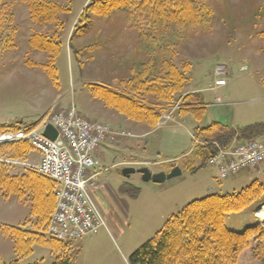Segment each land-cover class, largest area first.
<instances>
[{
	"label": "rangeland",
	"instance_id": "1",
	"mask_svg": "<svg viewBox=\"0 0 264 264\" xmlns=\"http://www.w3.org/2000/svg\"><path fill=\"white\" fill-rule=\"evenodd\" d=\"M48 1L70 10L58 15L55 24L59 28L34 24L24 0H8L9 11L0 15V126L15 127L0 134V138L26 132L22 139L0 142V148L24 142L32 148L21 157L0 158V162L11 166L15 175L29 171L27 166L37 164L41 154L33 148L27 135L50 114L68 112L75 106L84 118L110 124L114 130L119 126L127 133L125 138L107 143L110 147L125 139L140 143L130 144L129 148L144 150L130 159L134 164H141L128 167H147L152 173H170L175 167L182 170L181 176L155 184L144 182L139 174L124 177L123 168L110 167L112 162L108 159L100 164L99 188L104 189L108 197L101 196L97 200L94 191L90 190V193L107 227L99 234L68 241L61 256H68L70 264H129L131 255L158 234L166 221L188 203L208 195L239 192L254 180L264 183V162L226 180L219 179L210 159L205 168L191 173L203 164L196 146L205 144L194 136L197 127L205 128L220 122L241 128L264 122V0H204L206 9L210 10L206 19L209 27L205 25L194 34L189 28L179 32L174 24L167 26L153 20L146 26L141 16L142 22L136 24H141L139 27L145 33L140 35L133 26L135 23L127 21L128 17L120 14L122 12H112L109 18L91 15L85 33L74 41L80 59L70 49V38L92 0ZM60 28L63 46L55 60L58 82L54 84L46 69V66L50 69L52 58L46 52L33 49L30 40L35 33L48 32L51 36ZM164 59L172 61L179 70L185 63L192 64V71L178 100L166 110L157 106L154 99H149L148 103L160 113V120L155 128L142 124L144 130H140L139 122L110 107L100 94L104 90L122 93L131 76L136 72L143 73L150 64V74L160 75ZM218 70L224 74L218 76ZM221 79L226 82L224 85H219ZM53 92H58V99L51 104ZM190 93H201L204 97L207 110L200 123L192 116L180 115L182 98ZM48 103L50 106L45 112L40 111V107ZM139 137L141 141H138ZM251 141L264 142V139ZM242 142L250 140L235 137L227 146L216 142L206 146H212L220 153L228 152ZM102 148L103 144L97 153ZM138 189L140 193L134 198ZM262 206L264 201L228 215L227 227L241 233L259 224L264 230L262 217L257 215ZM33 225L29 196L19 200L0 192L1 264L55 263V253L40 245H34L30 256L18 258L13 241L2 231L8 226L32 230ZM238 264L264 262L250 252H244Z\"/></svg>",
	"mask_w": 264,
	"mask_h": 264
},
{
	"label": "trees",
	"instance_id": "2",
	"mask_svg": "<svg viewBox=\"0 0 264 264\" xmlns=\"http://www.w3.org/2000/svg\"><path fill=\"white\" fill-rule=\"evenodd\" d=\"M7 1L0 0V15L9 11ZM24 2L28 6L33 23L44 27L52 25L59 28L60 26L55 24L58 15L70 12L68 8L53 1ZM206 8L204 0H92L72 32L70 49L77 59H80L74 41L85 33L91 15L96 18H109L112 12H122L120 14L128 17L127 21L135 23L133 26L140 35L145 33L139 27L141 24H136L142 22L141 16L144 17L146 22L143 24L146 26L153 20L167 26L174 24L179 28V32H186L189 28V32L194 34L205 25L209 27L206 19L209 18L210 10ZM61 30L62 28L51 36L48 32L35 33L30 40L33 49L46 52L52 58L50 69L48 66L46 69L54 84L58 82L55 60L63 46ZM151 66L150 64L146 67L141 74H133L130 81L124 85L122 93L104 90L100 85L97 87L104 90L100 96L110 107L153 129L159 123L160 113L148 103L149 99H154L162 110L172 106L188 81L187 76L192 71V64L185 63L183 69L179 70L172 61L164 59L161 61L163 71L158 76L150 74ZM181 103V116H192L199 123L202 121L207 107L201 93L186 94ZM14 128L0 126V134ZM194 136L205 146H196L200 157L198 158L203 164L193 170V174L208 165V160L215 151L212 146H206L207 144L216 142L227 146L235 137L244 141L264 139V122L241 128L213 122L205 128L197 127ZM31 149L26 142L7 145L0 148V158L21 157ZM13 171L11 166L0 162V192L7 197L16 196L19 200L28 195L34 225L32 230L8 226L2 229L3 234L13 241L20 259L30 256L34 245H40L55 253L57 259L54 264H70L68 256H61L68 242L47 235L48 223L57 204L55 182L34 171L29 170L17 175L13 174ZM139 193L138 189L133 197L137 198ZM263 201L264 183L259 180H254L239 192L222 196L213 194L194 200L173 214L158 234L139 247L129 258V264H238L244 252H250L254 258L264 262V230L261 225L250 226L241 233L230 230L226 225L228 215L242 212L254 203Z\"/></svg>",
	"mask_w": 264,
	"mask_h": 264
},
{
	"label": "built area",
	"instance_id": "3",
	"mask_svg": "<svg viewBox=\"0 0 264 264\" xmlns=\"http://www.w3.org/2000/svg\"><path fill=\"white\" fill-rule=\"evenodd\" d=\"M222 74V70L217 71L218 76ZM218 83L226 82L221 79ZM49 117L27 135L33 148L41 154L40 161L29 164L28 169L56 184L57 205L49 220L47 235L65 242L96 235L107 227L90 193L101 174V163L95 158L97 149L102 144H113L118 138H125L127 133L84 118L75 106L68 112H54ZM48 124L59 133L55 141L43 135ZM25 133L9 134L7 138L22 139ZM209 162L217 170L219 179L226 180L264 162V142H242L228 152L214 151Z\"/></svg>",
	"mask_w": 264,
	"mask_h": 264
},
{
	"label": "crops",
	"instance_id": "4",
	"mask_svg": "<svg viewBox=\"0 0 264 264\" xmlns=\"http://www.w3.org/2000/svg\"><path fill=\"white\" fill-rule=\"evenodd\" d=\"M54 93V92H53ZM51 94L50 95V101H51V104H53L54 102L57 101V96H58V92L57 94L54 93V94ZM50 106V104L48 103L47 105L45 106H42L40 107V111H43L45 112V110ZM38 119V117H37ZM36 119V120H37ZM91 120V119H90ZM94 121V120H92ZM36 122V121H35ZM126 123V122H125ZM124 123V124H125ZM32 124H35V123H32ZM31 124V125H32ZM108 125V124H107ZM110 125V124H109ZM166 124H164L165 126ZM164 126H161V128H163ZM114 127V126H113ZM115 130H120L121 127L119 126H116L114 127ZM138 128L140 130H144L143 128V125L142 124H139L138 125ZM160 128V129H161ZM145 135V134H144ZM141 137V136H140ZM139 137V140L138 141H141ZM140 144L139 142L135 141V142H130L128 140H123L122 142H120L118 145L116 146H113V147H110L109 144H103V148L101 149V151L99 153L96 154L95 158H97L99 160V162L101 163V165H103L107 159L110 160L112 162L111 166L112 168H117V167H122L123 169H125L126 167L128 166H135L137 164H141L140 162H137V164H134L130 159H132V157H134V154H136L137 152H141V151H144V150H130L129 146L130 144ZM105 154L107 156V158H105ZM127 160H124L126 159ZM136 159L140 160L142 158L138 157V156H135ZM140 158V159H139ZM40 159V158H39ZM129 159V160H128ZM142 162H145V161H142ZM122 169V170H123ZM98 177H101V174H99ZM99 183H98V178L96 179V187L94 189H92L94 191V196L97 200L100 199V197H106L107 199V195L104 191V189L102 188H99ZM107 188V186H105ZM108 191H110L108 188L106 189ZM109 199V198H108ZM197 200V199H196ZM189 204V203H188ZM186 206V205H185ZM184 206V207H185Z\"/></svg>",
	"mask_w": 264,
	"mask_h": 264
},
{
	"label": "water",
	"instance_id": "5",
	"mask_svg": "<svg viewBox=\"0 0 264 264\" xmlns=\"http://www.w3.org/2000/svg\"><path fill=\"white\" fill-rule=\"evenodd\" d=\"M43 135L49 140L55 141L58 138L59 133L57 129L50 124V125H47L46 129L44 130ZM134 174L141 175L142 180L144 182L163 184L164 182L168 180L181 176L182 170L178 167L173 168L170 173H165V172L152 173L147 167H143L140 169H135L133 167H127L122 170V175L124 177L130 178Z\"/></svg>",
	"mask_w": 264,
	"mask_h": 264
},
{
	"label": "bare ground",
	"instance_id": "6",
	"mask_svg": "<svg viewBox=\"0 0 264 264\" xmlns=\"http://www.w3.org/2000/svg\"><path fill=\"white\" fill-rule=\"evenodd\" d=\"M9 140H14L12 138H7V136H5V138H3L2 140H0V142H9ZM257 215H259L260 217H262V222H264V206H262V208L258 211Z\"/></svg>",
	"mask_w": 264,
	"mask_h": 264
}]
</instances>
